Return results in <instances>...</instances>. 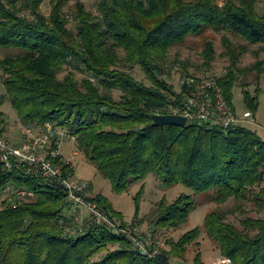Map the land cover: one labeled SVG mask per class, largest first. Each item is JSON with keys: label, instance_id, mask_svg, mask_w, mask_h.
Here are the masks:
<instances>
[{"label": "trees", "instance_id": "16d2710c", "mask_svg": "<svg viewBox=\"0 0 264 264\" xmlns=\"http://www.w3.org/2000/svg\"><path fill=\"white\" fill-rule=\"evenodd\" d=\"M43 2L0 0V139H7L2 106L8 101L34 134L50 123L58 139L73 138L114 191L153 173L166 187L180 184L189 193L157 203L144 220L148 234L137 228L143 252L104 222L68 236L65 228L76 223L56 183L17 159L11 169L0 162V264H206L201 249L187 251L203 241L231 264H264V142L242 123L157 127L150 118L182 101L181 87L167 82L178 63L182 76L215 79L232 104L246 49L223 37L228 67L219 77L207 75L214 58L208 33L264 43L258 0H96L91 10L81 0H48L47 14ZM191 39L204 45L195 73L169 59ZM137 67L144 81L132 75ZM244 94L253 114L257 99ZM63 167L74 172L72 163ZM21 189L33 195L16 196ZM87 197L125 224L104 197ZM202 205L209 206L202 225L168 239L163 250V231L182 229Z\"/></svg>", "mask_w": 264, "mask_h": 264}, {"label": "rangeland", "instance_id": "374dc122", "mask_svg": "<svg viewBox=\"0 0 264 264\" xmlns=\"http://www.w3.org/2000/svg\"><path fill=\"white\" fill-rule=\"evenodd\" d=\"M81 1L85 3L88 10H91L96 0ZM225 1L226 0H219L220 4H223ZM41 9L43 13L47 14L49 12L48 0H44ZM256 11L260 15L264 14V0H258ZM208 36L209 40L213 43L214 58L213 61L210 62L211 67L207 75L219 77L223 75L228 67V58L222 53L221 43L223 37L229 39L234 46L244 47L246 49V51L240 55L238 62V69L242 73H245V75H239V81L236 82L232 90V105L239 114H242L250 110L247 107L248 104L244 92H247L250 98L257 99V108L252 114V118L242 124L245 128L256 132L259 138L264 142V43L250 45L243 41V39L231 36L226 32H209ZM191 40H189L190 42L188 41V45L192 47L193 44L200 43V46L195 45L194 49L189 48L188 45L181 48H174L169 53V59H176L179 62L187 63L188 70L195 73L194 70L196 65L202 63L201 52H203L202 49L204 45L201 39ZM179 65L180 63L173 69L171 77L167 78L168 84H171L175 89L179 88L178 80L184 77L180 73ZM252 67H256L260 71L252 70ZM131 73L136 79L140 81L145 80L143 73L138 67ZM241 83L245 84V86H242ZM2 110L6 114L8 123L7 129H5V131L7 130V139L5 140L17 145L16 143L24 140V132L26 129H30L33 133L35 132L34 127L23 124L22 121L15 116V112L8 101L4 103ZM61 131L63 132L64 130ZM56 132L59 133L60 131L57 130ZM59 140V152L64 158L71 161L74 176L87 184L86 194L88 196L99 195L104 197L111 205L112 209L123 218L124 222L131 224V228L136 227L140 229L144 234L149 233L147 223L144 220L148 218L157 203L162 200L171 202L181 193H189V190L180 184L166 187L153 175V173L148 174L141 182H133L126 191L116 192L110 180L100 173L95 165L77 148V143L73 138L66 134H62ZM208 208V205L199 206L182 229L175 232L163 231V235L158 239L159 243H163L162 245H164L163 250L166 248L168 239L175 241L186 230L202 225ZM66 211L67 209L65 208L64 214ZM134 219L138 221L134 222ZM133 223L135 225H133ZM200 249L202 253L205 252L204 259L206 264H213V262L220 257L218 253L211 251L212 248L206 241L201 242L200 246L189 247L187 251L189 254L192 253L194 255L195 253L193 252H197ZM189 254L187 258L190 259L191 256H189Z\"/></svg>", "mask_w": 264, "mask_h": 264}, {"label": "built area", "instance_id": "2783aa9c", "mask_svg": "<svg viewBox=\"0 0 264 264\" xmlns=\"http://www.w3.org/2000/svg\"><path fill=\"white\" fill-rule=\"evenodd\" d=\"M182 101L167 107L168 113L186 117L187 123L215 124L228 129L252 118L251 111L239 114L234 106L226 99L222 88L215 79L198 80L184 76L178 80ZM182 91V92H181ZM42 134L36 135L30 129L24 132L21 144L14 145L0 139V162L11 169L13 160L29 164V170L36 176L43 177L56 183L70 204V211L74 215L76 226L65 228L68 236H75L89 227V224L104 222L112 233L127 234L133 239L135 248L144 252L142 234L136 227L108 218L95 202H90L86 194L87 184L74 176V172L64 171L63 164H71L59 152L60 141L58 133L50 123L44 125ZM72 167V166H71ZM16 196L31 197L32 192L25 189L15 191ZM9 200L11 197L8 198ZM85 210V211H83ZM126 225V227H125ZM130 226V227H129ZM138 234V235H134ZM213 264H231L230 259L219 257Z\"/></svg>", "mask_w": 264, "mask_h": 264}, {"label": "water", "instance_id": "95a60500", "mask_svg": "<svg viewBox=\"0 0 264 264\" xmlns=\"http://www.w3.org/2000/svg\"><path fill=\"white\" fill-rule=\"evenodd\" d=\"M152 125L162 127L165 125H173L178 127H184L187 125L186 117L174 115V114H151L150 115Z\"/></svg>", "mask_w": 264, "mask_h": 264}]
</instances>
